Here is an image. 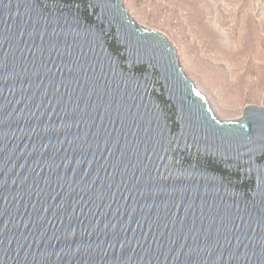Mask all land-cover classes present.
Instances as JSON below:
<instances>
[{"label":"water","instance_id":"95a60500","mask_svg":"<svg viewBox=\"0 0 264 264\" xmlns=\"http://www.w3.org/2000/svg\"><path fill=\"white\" fill-rule=\"evenodd\" d=\"M0 264H264V107L124 0H0Z\"/></svg>","mask_w":264,"mask_h":264},{"label":"rangeland","instance_id":"374dc122","mask_svg":"<svg viewBox=\"0 0 264 264\" xmlns=\"http://www.w3.org/2000/svg\"><path fill=\"white\" fill-rule=\"evenodd\" d=\"M166 35L188 76L226 120L264 107V0H124Z\"/></svg>","mask_w":264,"mask_h":264}]
</instances>
